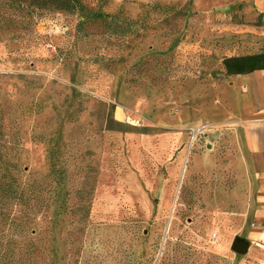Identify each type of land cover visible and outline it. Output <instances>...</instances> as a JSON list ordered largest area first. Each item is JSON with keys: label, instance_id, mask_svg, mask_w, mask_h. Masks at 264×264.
<instances>
[{"label": "rangeland", "instance_id": "obj_1", "mask_svg": "<svg viewBox=\"0 0 264 264\" xmlns=\"http://www.w3.org/2000/svg\"><path fill=\"white\" fill-rule=\"evenodd\" d=\"M193 1L81 0L105 18L79 32L0 0V175L12 141L32 209L0 264H243L249 195L208 131L233 43L200 36Z\"/></svg>", "mask_w": 264, "mask_h": 264}, {"label": "crops", "instance_id": "obj_2", "mask_svg": "<svg viewBox=\"0 0 264 264\" xmlns=\"http://www.w3.org/2000/svg\"><path fill=\"white\" fill-rule=\"evenodd\" d=\"M192 8L207 20L198 29L200 36L225 35L223 41L233 43L215 52L230 57L264 49V0H194ZM211 94L216 126L208 131L216 138L226 134L231 146L228 172L242 179L249 195L253 229L242 240L247 245L243 264H264V70L231 75L213 86ZM217 145L206 143L212 149Z\"/></svg>", "mask_w": 264, "mask_h": 264}, {"label": "trees", "instance_id": "obj_3", "mask_svg": "<svg viewBox=\"0 0 264 264\" xmlns=\"http://www.w3.org/2000/svg\"><path fill=\"white\" fill-rule=\"evenodd\" d=\"M16 6L26 8L27 12H70L77 13L79 21L77 30L82 31L85 20H101L105 18L100 12L86 8L81 0H4ZM223 68L226 75L245 74L254 70H264V49L249 54L226 57L223 59ZM9 162L8 170L0 175V237L15 240L22 235H30L32 224V209L24 205L21 197V190L16 182L18 173L17 155L18 148L16 143L9 141ZM47 211V206L43 212Z\"/></svg>", "mask_w": 264, "mask_h": 264}, {"label": "water", "instance_id": "obj_4", "mask_svg": "<svg viewBox=\"0 0 264 264\" xmlns=\"http://www.w3.org/2000/svg\"><path fill=\"white\" fill-rule=\"evenodd\" d=\"M231 250L237 255H243L246 252L247 245L242 240H235L231 244Z\"/></svg>", "mask_w": 264, "mask_h": 264}, {"label": "built area", "instance_id": "obj_5", "mask_svg": "<svg viewBox=\"0 0 264 264\" xmlns=\"http://www.w3.org/2000/svg\"><path fill=\"white\" fill-rule=\"evenodd\" d=\"M200 132H201V129H197V130L193 133L192 139L195 137V135L199 134ZM212 238H213V239H216V234H215V233H213Z\"/></svg>", "mask_w": 264, "mask_h": 264}]
</instances>
